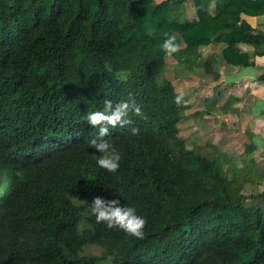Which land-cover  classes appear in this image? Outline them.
I'll return each instance as SVG.
<instances>
[{"label": "trees", "instance_id": "trees-1", "mask_svg": "<svg viewBox=\"0 0 264 264\" xmlns=\"http://www.w3.org/2000/svg\"><path fill=\"white\" fill-rule=\"evenodd\" d=\"M212 2L195 0L198 19L189 21L183 0H0V264H97L109 255L112 264H264V205H243L264 202V191L244 194L254 164L189 149L179 129L187 99L159 80L165 32L190 73L214 42L227 44L222 58L232 66L252 65L240 44L264 56V33L242 20L264 15V0H216L215 12ZM129 97L142 115L110 128L121 159L108 172L83 117ZM97 196L134 207L147 221L143 239L82 216ZM89 246L101 254H86Z\"/></svg>", "mask_w": 264, "mask_h": 264}, {"label": "crops", "instance_id": "crops-1", "mask_svg": "<svg viewBox=\"0 0 264 264\" xmlns=\"http://www.w3.org/2000/svg\"><path fill=\"white\" fill-rule=\"evenodd\" d=\"M183 1L186 18L189 21L197 20L195 0ZM209 8L215 12L216 0H213ZM242 20L250 24L255 31L264 33V15L256 17L243 15ZM226 46L224 42H214L204 48L202 63L198 64L192 73L185 71L184 65L180 64L174 56H167L166 59L172 57L177 62L178 72L182 76V80L177 78V82L180 81L182 85H185L184 83L191 76L195 79L192 89L189 90L195 98L200 100L199 105L194 106V108L199 107L193 112L194 115L199 116L194 125H201L200 132L203 128L216 133L212 138L213 141L206 146H210L219 154H225L226 163L254 164L255 181L244 187V194L250 196L264 191V80L260 78L264 75V56L256 54L253 46L240 44L242 51L249 54L252 65L232 66L224 62L222 58V52ZM205 63L212 67L211 74L205 73ZM214 67H217L220 75L218 80L212 76ZM165 71L160 74L159 80ZM167 80L173 83L172 79ZM201 81L206 84L208 90L201 85ZM187 86H184L186 91L191 88ZM205 90L207 94L204 93ZM186 105L189 107L187 101ZM185 116L189 115L185 113ZM218 133H222L223 136ZM257 141H261L259 146ZM251 147H255L252 154L249 152Z\"/></svg>", "mask_w": 264, "mask_h": 264}, {"label": "clouds", "instance_id": "clouds-1", "mask_svg": "<svg viewBox=\"0 0 264 264\" xmlns=\"http://www.w3.org/2000/svg\"><path fill=\"white\" fill-rule=\"evenodd\" d=\"M163 35L162 51L169 56L178 52L179 45L176 42V37L167 32ZM122 78H124L123 75ZM182 99L181 96H178L175 100L176 104L179 105ZM131 112H134L137 116L142 115L141 108L132 97L118 103L105 99L103 110L89 112L83 117L84 121L97 130L94 138L87 143L90 148L100 153L96 160L98 167L108 172L114 173L118 170L121 156L106 138L111 134L110 128L120 127L124 129L131 125L132 122L127 119ZM130 131L133 135L139 133V129L135 127H132ZM260 144L261 141H257V145L259 146ZM15 175L22 177L23 171H16ZM81 215L94 216L97 223H105L109 229L118 228L136 239H143L144 237L143 230L147 223L146 219L137 215L134 207L121 206L118 199L105 200L98 196L94 197L92 203L88 204V207ZM115 259L116 255H109L105 260V264H112Z\"/></svg>", "mask_w": 264, "mask_h": 264}, {"label": "rangeland", "instance_id": "rangeland-1", "mask_svg": "<svg viewBox=\"0 0 264 264\" xmlns=\"http://www.w3.org/2000/svg\"><path fill=\"white\" fill-rule=\"evenodd\" d=\"M167 65L168 67L166 68L165 73L161 76L160 80H167V79H172L173 80V85L175 86V89L177 92L180 93H184L185 97H187V102L189 105V111H187V115L189 116H185L184 120L179 124V129H180V136L182 138H184L187 142V146L189 149L194 148L195 146H203L206 147L207 143H210V141H213L212 138L214 137V133L206 130H203V128L201 129L202 131L200 132L199 129L201 128V125L199 124H195L194 122L195 120H197L199 118V116L194 115L193 112L198 110L199 107H195L194 106H198L200 103V100L198 98H195V96L192 95V92H189V90L192 89L193 86V82L195 81L194 78H192V76L189 78L188 81H186L184 84L182 85V82H177V78L182 80V76L181 74L178 72V66H177V62L174 58L170 57L166 59ZM198 81V80H196ZM188 85L187 87H191L190 89H188L187 91L185 90L184 86ZM201 85L208 90L207 86L205 83H203L201 81ZM195 89V88H194ZM204 91L205 94H207V91ZM184 91V92H183ZM208 128V126H206ZM221 136H223L222 133H218ZM200 138V139H199ZM214 150V149H213ZM213 150H209V149H204V154L209 157L210 159H212ZM227 165H229L228 163H226ZM237 167H241V164H238ZM248 196V195H246ZM251 196V195H250ZM248 196V197H250ZM263 200L261 199H248L246 201H244L243 205L246 208L252 207L254 205L259 206V207H263ZM86 254H91V255H95V256H99L101 254V250L95 246H89L86 248L85 250ZM97 264H105V262H98Z\"/></svg>", "mask_w": 264, "mask_h": 264}]
</instances>
